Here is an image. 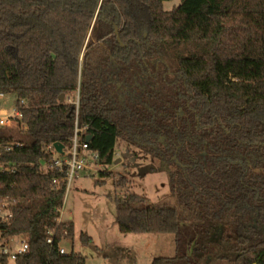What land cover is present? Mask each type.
<instances>
[{
    "label": "trees",
    "instance_id": "16d2710c",
    "mask_svg": "<svg viewBox=\"0 0 264 264\" xmlns=\"http://www.w3.org/2000/svg\"><path fill=\"white\" fill-rule=\"evenodd\" d=\"M170 1L0 0V92L15 95L25 127L22 147L0 158L15 168L0 172V197L14 202L0 239L28 244L15 264H85L46 244L53 229L55 240L74 236L71 221L56 223L66 182L44 147L69 143L73 106L58 98L77 89L99 165L122 141L170 169L176 206L133 193L115 203L121 234L173 236L175 255L151 264H264V0H179L165 11ZM110 58L121 67L166 61L160 93H116L103 67Z\"/></svg>",
    "mask_w": 264,
    "mask_h": 264
},
{
    "label": "rangeland",
    "instance_id": "374dc122",
    "mask_svg": "<svg viewBox=\"0 0 264 264\" xmlns=\"http://www.w3.org/2000/svg\"><path fill=\"white\" fill-rule=\"evenodd\" d=\"M163 9L170 11L179 5V0L165 2ZM166 61H160L157 77L153 75L156 65L150 60V67L131 65L121 67L113 59L103 63L106 75L116 84V91L122 97L131 95L133 101H147L150 95L159 94L161 85L158 76L163 78ZM123 94V95H122ZM77 93L64 98L63 102L73 103ZM16 97L8 93L0 102V107L12 115ZM24 127L13 125L0 128V135L11 136L12 142H20ZM119 160V162H117ZM111 172L112 177L102 178L100 172ZM170 169L160 162L144 155L140 150L117 141L113 151V161L108 166L97 165L92 173H80L72 181L66 192L61 220L71 217L74 228L73 239L64 242L63 247L69 252L79 254L85 264H151L157 257H173L174 241L171 234H121L115 223V203L124 195L133 193L145 199L144 205L176 206L168 183ZM119 176L129 180L123 189H115L113 182ZM98 182H103L98 184ZM7 211L0 210V217ZM92 239L91 244L80 241V235ZM17 240L4 243L8 249H17ZM207 264H231L210 261Z\"/></svg>",
    "mask_w": 264,
    "mask_h": 264
},
{
    "label": "built area",
    "instance_id": "2783aa9c",
    "mask_svg": "<svg viewBox=\"0 0 264 264\" xmlns=\"http://www.w3.org/2000/svg\"><path fill=\"white\" fill-rule=\"evenodd\" d=\"M77 98L73 103H68L73 106L74 111V128L73 134L69 140L67 145H62L63 148L61 152H57L55 150L54 144H49L44 147V152L46 154H50L52 159L49 165V168L52 170H58L64 173L65 182H66V192L69 189L72 181L76 178V176L80 173H92L94 171V167L99 165L97 163V153L92 152L88 149L89 141H86L87 136V127L79 125V90L77 89ZM6 94L0 92V102L4 99ZM24 103V102H21ZM67 103V102H66ZM13 125L23 126L21 122V114L17 110L15 105L14 111L12 115H8L7 112L0 107V128H10ZM24 127V126H23ZM25 130V127H24ZM14 147H22L20 142H0V158L3 156H9ZM102 166V165H101ZM15 168L12 165L2 164L0 163V172L13 173ZM65 199V197H64ZM14 204L13 201H10L7 198L0 197V210L7 211L6 214L2 215L1 221H5L10 217V213L8 209ZM63 208V207H62ZM62 208L58 211L59 216L56 219V223H63L61 220ZM71 221L70 219L64 222ZM55 229L50 230L48 232V236L46 238V244L49 246L55 247L58 251V254L66 256L70 254L64 247L63 244L66 241H69L66 238V232H63L62 235L55 240ZM14 240H17L15 244H17V249H8L7 247L2 246L0 251V264L3 258L7 259V264H15L16 257L22 255L28 251L27 241L21 237L11 238L9 240L4 241V243H11Z\"/></svg>",
    "mask_w": 264,
    "mask_h": 264
},
{
    "label": "water",
    "instance_id": "95a60500",
    "mask_svg": "<svg viewBox=\"0 0 264 264\" xmlns=\"http://www.w3.org/2000/svg\"><path fill=\"white\" fill-rule=\"evenodd\" d=\"M115 34H116V36H118V33H117V29L116 28H115ZM63 101H64V95L62 94V95L59 96L58 102L59 103H63ZM90 139H91V136L89 135V136H87L86 141H89ZM54 147H55V150L57 152H61V150L63 148L62 144H59V143L54 144ZM117 162H119V160ZM0 221H1V218H0Z\"/></svg>",
    "mask_w": 264,
    "mask_h": 264
},
{
    "label": "flooded vegetation",
    "instance_id": "af4514ba",
    "mask_svg": "<svg viewBox=\"0 0 264 264\" xmlns=\"http://www.w3.org/2000/svg\"><path fill=\"white\" fill-rule=\"evenodd\" d=\"M155 61V60H154ZM150 62V61H149ZM156 62V65L157 66H154V68H155V71H154V68H153V75L156 77L157 76V72H158V65L160 64V62H157V61H155ZM145 67H150V64L148 63V66L146 65ZM165 77V76H164ZM116 93H118L117 91H116ZM120 95V94H119ZM123 95V94H122Z\"/></svg>",
    "mask_w": 264,
    "mask_h": 264
},
{
    "label": "crops",
    "instance_id": "0c3cea01",
    "mask_svg": "<svg viewBox=\"0 0 264 264\" xmlns=\"http://www.w3.org/2000/svg\"><path fill=\"white\" fill-rule=\"evenodd\" d=\"M163 4H164V3H163ZM163 7H164V5H163ZM63 204H64V201H63ZM69 219L71 220V217H69L68 220H69Z\"/></svg>",
    "mask_w": 264,
    "mask_h": 264
}]
</instances>
